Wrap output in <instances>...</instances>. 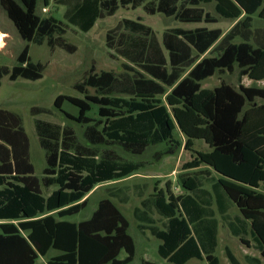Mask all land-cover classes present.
Returning <instances> with one entry per match:
<instances>
[{"label":"trees","instance_id":"trees-1","mask_svg":"<svg viewBox=\"0 0 264 264\" xmlns=\"http://www.w3.org/2000/svg\"><path fill=\"white\" fill-rule=\"evenodd\" d=\"M49 1L43 0L44 5ZM53 1L64 7L63 20L83 33L119 9L140 8L146 15L160 14L180 24H215L201 8L213 4L216 15L236 23L223 37L219 29L171 28L158 38L141 22L120 20L105 40L107 48L126 61L123 71L89 72L75 86L82 99L59 95L53 103L59 111L64 102L77 108V116L63 114L84 127L85 143L68 127L34 119L44 153L41 177L30 161L21 117L0 109V264H35L50 250L57 254L46 264H131L135 243L128 221L113 202L127 204L125 188L106 189L107 197L88 219L74 223L66 218L87 207V196L96 187L145 167L143 162L122 160L112 147L140 156L148 147L165 143V155H170L181 147L173 137L175 129L190 153L177 177L180 193L169 183L149 194L145 183L135 185L140 199L132 213L136 230L160 241L157 254L168 264H218V215L242 245L249 247V237L264 260V88L241 84L244 77L264 81V29L253 27L254 17L264 22V0ZM0 5L27 44L74 49L64 40L62 21L37 15V0H0ZM209 49L214 56L203 57ZM44 69L31 61L25 45L12 67L0 65V85L4 77L10 82L40 80ZM234 72L237 88L222 81L211 90L201 88L207 78ZM85 88L96 94L89 96ZM94 107L96 121L88 116ZM48 112L30 110L32 116ZM196 140L203 141L207 151L195 150ZM52 187L45 196L43 189ZM233 208L238 215L231 217ZM225 255L237 264L230 249L225 248ZM245 261L262 264L256 258Z\"/></svg>","mask_w":264,"mask_h":264},{"label":"rangeland","instance_id":"rangeland-1","mask_svg":"<svg viewBox=\"0 0 264 264\" xmlns=\"http://www.w3.org/2000/svg\"><path fill=\"white\" fill-rule=\"evenodd\" d=\"M37 15L40 18L53 17L62 21L65 29L64 40L74 49L65 51L60 48H49L46 45L36 46L31 43L27 44L19 37L15 27L7 18L6 13L0 5V65L12 67L18 54L22 51L25 45L29 46V57L32 62H40L45 66L43 77L37 81H27L21 78L15 82H10L7 77L1 80L0 85V109L14 112L22 119L25 133L29 139L30 161L34 166L35 175L41 177V172L45 167L44 153L38 146L37 137L34 130V119L48 121L59 125L60 127H68L74 131L78 141L84 144L82 125L67 119L63 113L71 116H77L78 110L68 102L61 105L60 111L53 105L57 96L63 95L71 98L82 99L83 95L76 90L75 86L80 85L87 77L89 72L99 74L100 72H113L119 74L123 71V66L126 61L115 54L114 50L108 49L106 46L105 36L108 30L113 29L116 24L122 19H129L141 22L150 27L154 33L160 38L163 31L171 28H194L200 25H180L172 18H165L160 14L154 16L146 15L140 8L136 10L119 9L113 17L98 21L95 26L87 33L81 32L77 27L67 24L62 16L64 7L59 6L50 0L48 6H45L43 0H37ZM205 10L214 13L213 4L205 5ZM232 23L229 20H224L218 23L217 27L223 30L229 29ZM264 22L254 17L253 27H263ZM4 35V37H1ZM224 82L237 88V75L233 74H216L201 82V88L211 90L219 86L220 82ZM245 82L246 79L243 78ZM248 82V81H247ZM246 83V82H245ZM244 83V85H245ZM250 84V82H248ZM264 88V84L253 83V85ZM89 96L96 94L94 89L85 88ZM262 101L257 100V103ZM32 108H42L48 110V114H38L32 116L30 110ZM88 116L94 121L98 120L97 107H94ZM173 137L181 144V147L174 148L173 153L165 155L168 146L165 143L150 146L140 156H134L124 152L119 147H112L122 160L132 162H143L145 167L140 170L135 176L124 180L104 184L96 187L87 196V207L77 215L71 216L66 220L70 222H80L88 219L91 213L95 210L97 203L106 198V189L109 188H125V193L128 196L127 204H116L119 211L129 223L128 234L132 237L135 243V257L131 264H140L141 260H148L155 264H168L161 259L157 254V247L160 241L151 237L147 232L141 235L136 230V222L133 220L132 213L135 207L139 206L140 199L136 197L133 187L145 183L148 186L147 194L152 193L153 188H165V184L169 183L171 190L175 194L180 193V188L177 186V177L182 173V166L190 160V153L182 147L184 137L178 129L173 132ZM194 149L197 151H207V147L203 141L196 140ZM215 180L219 178L217 174L212 172L211 175ZM158 183V184H157ZM209 188V183L205 184ZM54 187L46 190L43 189V194L48 195ZM234 210L238 213L236 208ZM234 213V212H232ZM219 221L218 245L215 250V257L219 264H230L226 258L224 248L228 247L237 264H245L244 256L257 255L258 253L252 249L246 250L241 246L236 238L229 235V232L224 223L217 216ZM158 219V217H156ZM160 221L158 225H160ZM245 249V251H244ZM57 252L50 250L48 254L37 259L35 264H46V261ZM125 253L121 252L119 259H123ZM188 264H206L197 260H191Z\"/></svg>","mask_w":264,"mask_h":264},{"label":"crops","instance_id":"crops-1","mask_svg":"<svg viewBox=\"0 0 264 264\" xmlns=\"http://www.w3.org/2000/svg\"><path fill=\"white\" fill-rule=\"evenodd\" d=\"M207 5V4H206ZM201 8L205 11V12H208L210 15H212V17L213 18H215V20H216V23L215 24H203V23H199V24H182V25H200V26H196V27H194V28H182V27H177V28H181V29H183V30H195V29H198V28H206L207 30H215V29H219L221 32H222V37L234 26V24L236 23V21H231V20H229L231 23H232V25L230 26V28L229 29H226V30H223L222 28H220V27H217V25H218V23L221 21V18L218 16V15H216V13H215V11H214V13H210L209 11H206L205 9V5H201ZM213 9H214V5H213ZM225 20V19H224ZM180 24V23H179ZM181 25V24H180ZM259 28H261V29H264V26L263 27H259ZM212 49V48H211ZM211 49H209L206 53H205V55H203V57L204 56H214V53H211L210 51H211ZM245 79H246V83L243 81V78H242V81H241V84L244 86V87H250V86H245L246 84H248V82H250V84H248V85H253V83H257V84H264V81H260V82H253L252 80H249L248 78H246V77H244ZM248 81V82H247ZM244 83H245V85H244ZM261 103H263V101L261 102ZM261 103H258V104H261ZM136 175V174H135ZM135 175H132L131 177H133V176H135ZM130 178V177H129ZM232 212H234V213H232ZM92 214V213H91ZM229 215L231 216V217H233V216H235V215H238V213L234 210V208L233 209H231L230 211H229ZM91 216V215H90ZM217 216L218 215H216V218H217ZM219 217V216H218ZM69 218V217H68ZM220 218V217H219ZM67 219V218H66ZM86 220V219H85ZM134 220V219H133ZM217 220H218V218H217ZM76 223H78V222H76ZM218 223H219V221H218ZM223 223V222H222ZM137 224V223H136ZM226 226V225H225ZM228 230V229H227ZM218 231H219V224H218ZM229 232V231H228ZM229 235H230V233H229ZM231 236V235H230ZM231 237H233V236H231ZM233 238H235V237H233ZM237 239V238H236ZM238 240V239H237ZM247 240L250 242V245H249V247H247V246H244V245H242L240 242H239V240H238V242L241 244V246L243 247V248H245L246 250H249V249H252V253H253V251H255V252H257L258 253V256L257 255H255L254 253V256H249L248 254H245V256H244V261H245V258L246 257H250V258H256V259H259L260 261H261V263L262 264H264V260L260 257V255H259V252L255 249V244H254V242L249 238V237H247ZM217 241H218V234H217ZM217 245H218V242H217ZM136 248V247H135ZM225 248H228V247H225ZM225 248H224V252H225ZM229 249V248H228ZM245 249H244V251H245ZM231 251V250H230ZM232 252V251H231ZM233 254V253H232ZM55 256V255H54ZM227 258V257H226ZM229 261V260H228ZM204 262V261H203ZM189 263V262H188ZM229 263H230V261H229ZM218 264H219V261H218ZM231 264V263H230ZM245 264H248L246 261H245Z\"/></svg>","mask_w":264,"mask_h":264},{"label":"bare ground","instance_id":"bare-ground-1","mask_svg":"<svg viewBox=\"0 0 264 264\" xmlns=\"http://www.w3.org/2000/svg\"><path fill=\"white\" fill-rule=\"evenodd\" d=\"M1 37H4V35H1Z\"/></svg>","mask_w":264,"mask_h":264}]
</instances>
